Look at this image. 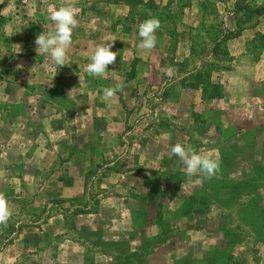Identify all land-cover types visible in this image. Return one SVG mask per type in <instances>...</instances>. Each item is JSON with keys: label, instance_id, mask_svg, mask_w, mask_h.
<instances>
[{"label": "rangeland", "instance_id": "rangeland-1", "mask_svg": "<svg viewBox=\"0 0 264 264\" xmlns=\"http://www.w3.org/2000/svg\"><path fill=\"white\" fill-rule=\"evenodd\" d=\"M69 4L79 10L76 15L78 24L73 29L65 66L59 69L48 54H37L34 41L42 31L54 30L53 22L48 19L50 12ZM153 17L161 21V27L155 33L157 44L152 50H142L139 48L141 38L138 27ZM109 43L113 44L111 50L118 53L115 63L109 65V72L99 78L83 77L81 71H85L86 65L91 62L94 48ZM263 50L264 0H0V165H4L6 155H15L21 146V141L9 140L11 134L19 137L28 131V138L32 140L36 132L24 126L20 117L11 121L10 117L4 116L12 109L8 104L14 101H22L33 109L39 100L55 105L56 109L50 106L48 115L61 119L62 126L48 124L46 128L52 131L46 130V137L51 143L63 139L57 147L60 150L58 161L69 160L56 167L71 164L80 169L84 162L83 154L70 157L66 146L75 143L80 146L84 136L96 132L104 136V141L106 137L117 136L115 141L123 145L122 150L115 152L112 149L114 144L108 143L109 151L103 156L104 165L113 166L117 161L123 171L140 164L145 168L157 166L161 155L165 156L166 162L168 159L169 164H175L180 159L171 148L177 143L188 146L186 137L195 150L203 143L199 152L211 156L213 148L217 147V142L212 141L216 138L213 134L220 131V127L221 134L224 132L222 121L217 126L219 117L225 124H234L232 121L237 117L242 119L248 107V103L241 104L240 100H236L244 96V91L241 92L238 84L242 78H236L230 72L234 67L233 61L238 54L257 60ZM168 66L174 69L171 77L164 71ZM192 71L195 72L185 76ZM83 80L98 82V87L103 88L98 90V98L94 88L90 90L80 85ZM198 82L204 84L203 95L193 84L197 83L202 90ZM117 83L124 85L123 91L112 100H104V89ZM213 85L215 88L212 91H218V87L224 92L223 102L212 104L207 101ZM244 87L247 88L246 83ZM200 94L205 105L197 104L196 98ZM256 94L263 95L259 90ZM98 99L101 101L96 102ZM100 102L102 104H98ZM120 106L124 108V117L120 115L118 119L122 122L126 118L125 124L108 125V118L116 115L115 110ZM189 106H196L197 111H201L200 116L186 118ZM16 111L20 112V107ZM34 111L37 112V108ZM256 113H252L255 122L261 121ZM104 119L108 122L103 126ZM236 124L234 129H248L245 120ZM247 139L237 141L241 148L249 146ZM225 140V155L228 151L239 149L237 142L228 141V138ZM97 145L104 146V143ZM11 146L14 151L7 154ZM38 155L47 164L52 151ZM1 157L4 159L1 160ZM228 162L225 160L224 164ZM239 163L244 167L242 162ZM222 166L211 179L200 175L191 177V182L187 183V176L173 172L166 177L172 185L170 190L161 187L164 177H153L156 184L149 189L148 196L161 199L164 192L170 195L173 191L172 199L179 201L181 195L185 197L188 194L186 206L189 210L196 206L198 198L206 203L205 212L199 214L204 215L203 224L197 221V212L192 215L194 222L190 224L206 230L210 241L222 248L220 256H212L213 264H223L228 257L237 264H264V229L258 227V222L251 228L240 222L244 209L253 221L261 219L255 214L259 209L264 210V172L256 171L252 181L246 184H232L223 175ZM99 167L98 170L102 171L103 165ZM132 173L131 177L128 173L122 175L125 187L136 179V182L140 181ZM97 175L99 178L101 172ZM182 183L184 188L180 193ZM213 201H216L215 205ZM234 204L239 205L232 207ZM154 208L152 205L151 211L154 212ZM5 230L6 224L0 225V235H6ZM223 230L229 234L223 233ZM71 235L73 233L62 223L61 233L55 242L61 243ZM13 240L0 237V264H61L55 261L49 248L24 257L13 253L17 247L3 253L5 248L1 251L2 245ZM228 241H233V244H228ZM64 259L69 257H64L62 261Z\"/></svg>", "mask_w": 264, "mask_h": 264}, {"label": "crops", "instance_id": "crops-1", "mask_svg": "<svg viewBox=\"0 0 264 264\" xmlns=\"http://www.w3.org/2000/svg\"><path fill=\"white\" fill-rule=\"evenodd\" d=\"M233 62L234 67L230 69V72L236 78L238 76L242 78L241 83L238 82V84L241 92L244 91V96L236 100H240L241 104L248 103V107L242 119L237 117L238 119L235 118L232 121L234 124H225L219 117L217 126L222 121L224 132L221 134V127L220 131H214L213 136L216 134V138H212V141L217 142V147L213 148L211 156L220 159L223 175L227 181H231L232 184L242 182L246 184L252 181L256 171L264 172V50L257 60H252L248 55L238 54ZM194 72H188L185 76H190ZM66 73L71 74V71ZM81 73L83 77L91 79L84 70ZM245 83L247 88L244 87ZM193 84L200 93V85ZM80 85L90 90L94 88L97 91L96 98L99 97L98 90L102 87H98L97 81L84 82L83 80ZM258 90L262 91L263 95L256 94V96L255 92ZM223 94L224 92L221 97L210 98L207 101L212 104L223 102L225 100ZM201 97L200 94L196 98L197 104L205 105ZM99 101L101 100L98 99L96 102ZM24 104L22 101L8 104L12 109L10 113L7 112L4 115L10 117L11 121L18 120L20 117L22 122L24 121V126L31 128V132H36L32 140L28 138V131L19 137L11 134L9 140L21 141V146L15 155L10 154L14 151L11 146L6 152L10 154V157L6 155L4 165H0V193L7 198L12 213L16 209L6 223L4 231L6 235H0L7 240L14 238L15 243L12 241L2 245L1 251L5 248L3 253H9L11 248L17 247L13 253L24 257L49 248L55 261L61 264H213L212 256H220L222 248L210 241L208 232L190 224L194 222L192 215L195 212H197L195 215L197 221L200 225L203 224L204 215L199 214L202 211L205 212L206 203H202L198 198L196 206L189 210L186 206L188 194L185 197L181 195L179 201L172 199L173 191H170V195L164 192L161 199L148 196L149 189L156 184V176L164 177L161 187L170 190L172 185L166 177L173 172L185 175L184 165L180 160L171 165L168 159L166 162L165 156L161 155L157 166L153 167L145 168L143 164H140L123 171L117 161L113 163V166L106 167L103 156L106 151H109L108 143L114 144L116 148L112 149L115 152L122 150L123 145L115 141L117 136L113 135L108 139L106 137L104 141L102 139L104 136L96 132V134L90 133L84 136L80 146L76 143L73 146L72 144L66 146L70 157L83 154L84 162L80 169L74 168L71 164L67 167H56L69 160L58 161L60 150L57 147L58 144L63 143L61 141L63 139H55L59 142L51 143L46 137V132L52 131L46 126H62L61 119L48 115L50 106L56 109L55 105L39 100L38 104L36 103L37 112H35V107L33 109ZM18 107L20 112L16 111ZM196 108V106H189L186 118H192V115L200 116L201 111L198 112ZM116 109V115L108 118V125L125 124L126 118H123L122 122L118 119L120 115L124 117V108L120 106ZM254 112H259L256 115H260L261 121L255 122L252 114ZM219 114L221 116V113ZM108 120L104 119L102 125L104 126ZM239 120H245L248 129H234ZM30 121L31 124H28ZM98 124L101 122L98 121ZM245 133L250 135V138L248 135L250 141L249 146L243 149L237 141ZM226 138L228 141L237 142L239 149L228 151L225 155ZM186 140L185 143L190 145L187 137ZM2 141L5 142L7 139ZM100 142L104 143V146L97 145ZM202 144L197 145L196 152L204 155L199 152ZM45 151H52L51 160L47 164L38 155ZM71 152H74L73 155ZM3 159L4 157H1V160ZM94 159L96 160L91 162ZM225 160L229 162L224 164ZM239 162H242L244 167L239 166L241 164ZM101 165L103 170L99 171L97 167ZM99 172L101 175L97 178ZM127 173L128 176L131 173L138 176L140 181L136 182V179L125 187L124 181L121 180L125 179L122 175ZM197 176L200 174L197 173L192 177ZM197 184L199 185V182ZM122 190H124L123 193H121ZM179 191L183 193L181 188ZM212 204L215 205L216 201ZM152 205L155 207L154 212L151 211ZM68 221L69 224L66 223ZM62 223L64 228L71 231L73 235L68 236V239L61 243L55 242L61 233ZM64 257L69 259L62 261Z\"/></svg>", "mask_w": 264, "mask_h": 264}, {"label": "clouds", "instance_id": "clouds-1", "mask_svg": "<svg viewBox=\"0 0 264 264\" xmlns=\"http://www.w3.org/2000/svg\"><path fill=\"white\" fill-rule=\"evenodd\" d=\"M78 9L71 4L61 6L50 12L48 19L53 22L54 30L42 31L36 36L34 44L37 54H48L52 63L59 69L65 66L67 52L72 44L73 29L77 26L76 15ZM161 27L158 18H149L139 24L138 34L141 38L139 48L142 50H152L156 47V31ZM112 43L99 44L94 48L90 57V63L85 67V72L90 77H104L109 71V65H113L117 60L118 53L112 51ZM165 74L171 77L174 69L168 66L164 69ZM124 85L117 83L114 87L105 88L103 99L112 100L116 94L123 91ZM74 121V120H73ZM172 153L183 163V171L191 182V177L199 173L204 178L211 179L220 171L221 161L209 155H201L191 146L175 144L171 148ZM184 184H181L183 190ZM12 215L7 198L0 193V225L6 224Z\"/></svg>", "mask_w": 264, "mask_h": 264}, {"label": "trees", "instance_id": "trees-1", "mask_svg": "<svg viewBox=\"0 0 264 264\" xmlns=\"http://www.w3.org/2000/svg\"><path fill=\"white\" fill-rule=\"evenodd\" d=\"M131 22H132V19H131ZM198 83H200L201 85H202V90H201V92H202V95L203 94H205V90H204V84H202L201 82H198ZM213 88V89H212ZM211 88V91L212 90H214V85H213V87ZM217 89H218V91H212L211 93H209L208 95H207V99H210V98H216V97H221L222 96V91H221V89L220 88H218V87H216ZM193 117L194 116H196V115H192ZM248 135L249 134H242L241 136H242V139H246V138H248ZM249 138H250V135H249ZM248 140V139H247ZM250 141V140H249ZM248 141V142H249ZM235 148V147H234ZM234 150H237V149H234ZM237 205H239V204H234V205H232V207H235V206H237ZM188 207V206H187ZM250 213V212H249ZM248 213V214H249ZM240 215H241V211H240ZM260 216V220H258V221H253V218H251V217H249L248 215H247V213H246V209H244L243 210V212H242V215H241V219H240V222L241 223H243V224H245V226H247V227H249V228H251L250 226H257V222L259 223V225H258V227H260L261 229H264V218H263V216H264V210H262V209H259V211L255 214V216ZM223 233H227V230H223ZM227 234H229V232L227 233ZM236 238V235H235V237H233L232 238V240H234ZM228 244H233V241H228ZM223 264H237L236 262H234V261H231V259L228 257L227 258V262H224Z\"/></svg>", "mask_w": 264, "mask_h": 264}]
</instances>
